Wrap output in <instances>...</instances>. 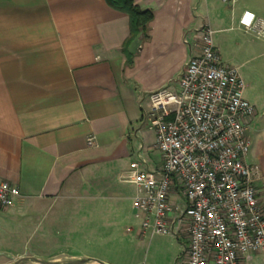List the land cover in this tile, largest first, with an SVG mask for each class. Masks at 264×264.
Segmentation results:
<instances>
[{
	"label": "crops",
	"instance_id": "obj_1",
	"mask_svg": "<svg viewBox=\"0 0 264 264\" xmlns=\"http://www.w3.org/2000/svg\"><path fill=\"white\" fill-rule=\"evenodd\" d=\"M133 2L153 18L146 33L138 29L130 36L128 14L105 0H0V178L20 192L13 206L2 209L4 217L34 204L44 215L42 204L71 190H81L82 199L99 192L103 201L110 184L106 177L133 187L132 205L135 187L122 181L131 161L139 153L146 168L162 165L154 132L143 122L150 92L165 85L176 89L184 64L199 48L203 24L214 34L232 25L242 28L238 19L244 10L264 18L257 6L234 8L236 3L228 6L221 0ZM245 90L243 98L256 110L246 160L264 175V91ZM89 135L94 136L92 146L86 144ZM256 185L264 209V185ZM112 197L120 212L119 195ZM134 217L139 238L154 235L141 232L135 210ZM169 237L177 257L186 236ZM105 253L76 252L47 260L120 264Z\"/></svg>",
	"mask_w": 264,
	"mask_h": 264
},
{
	"label": "built area",
	"instance_id": "obj_2",
	"mask_svg": "<svg viewBox=\"0 0 264 264\" xmlns=\"http://www.w3.org/2000/svg\"><path fill=\"white\" fill-rule=\"evenodd\" d=\"M221 1L233 6L238 0ZM238 23L264 38V18L254 12L244 10ZM199 40L176 89L165 85L150 92L143 113L161 167L146 168L138 153L122 181L135 187L132 206L142 233L186 236L182 264H246L264 254V209L256 185H264V175L246 160L256 110L243 98L238 68L223 63L208 24ZM94 143L93 135L86 137L88 146ZM19 195L17 186L0 178V208L13 206Z\"/></svg>",
	"mask_w": 264,
	"mask_h": 264
},
{
	"label": "rangeland",
	"instance_id": "obj_3",
	"mask_svg": "<svg viewBox=\"0 0 264 264\" xmlns=\"http://www.w3.org/2000/svg\"><path fill=\"white\" fill-rule=\"evenodd\" d=\"M241 4L257 6L264 15V0H238L234 8ZM213 38L223 63L238 68L246 93L264 91V38L234 25L214 33ZM105 179L110 188L104 192L103 201H99V192L82 199L81 190H71L42 204L44 215L37 212V204L21 206L12 217H4L0 208V264H45L32 258L49 261L48 257L76 252H106L108 260L120 264H182L180 255L174 257L175 245L169 235H136L138 219L129 200L133 187L114 177ZM115 193L119 195L116 202L120 212L113 207ZM48 222L52 226L43 235ZM252 263L264 264V254L253 255Z\"/></svg>",
	"mask_w": 264,
	"mask_h": 264
},
{
	"label": "trees",
	"instance_id": "obj_4",
	"mask_svg": "<svg viewBox=\"0 0 264 264\" xmlns=\"http://www.w3.org/2000/svg\"><path fill=\"white\" fill-rule=\"evenodd\" d=\"M111 7L128 14L130 19V36L135 34L138 29L144 33L147 25L152 20L153 14L150 10H143L137 6L133 0H105Z\"/></svg>",
	"mask_w": 264,
	"mask_h": 264
},
{
	"label": "water",
	"instance_id": "obj_5",
	"mask_svg": "<svg viewBox=\"0 0 264 264\" xmlns=\"http://www.w3.org/2000/svg\"><path fill=\"white\" fill-rule=\"evenodd\" d=\"M21 259H24V258H21ZM33 261L35 262H39V263H45V264H60L58 261H42L38 258H32ZM84 260L82 259H79V260H73V261H68V262H65V264H80V263H83Z\"/></svg>",
	"mask_w": 264,
	"mask_h": 264
}]
</instances>
